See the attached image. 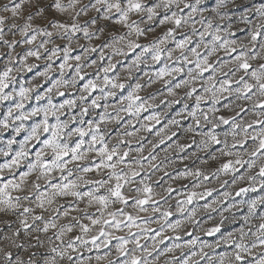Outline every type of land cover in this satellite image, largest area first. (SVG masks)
<instances>
[{
  "label": "snow or ice",
  "instance_id": "6c2138e0",
  "mask_svg": "<svg viewBox=\"0 0 264 264\" xmlns=\"http://www.w3.org/2000/svg\"><path fill=\"white\" fill-rule=\"evenodd\" d=\"M0 264H264V0H0Z\"/></svg>",
  "mask_w": 264,
  "mask_h": 264
}]
</instances>
